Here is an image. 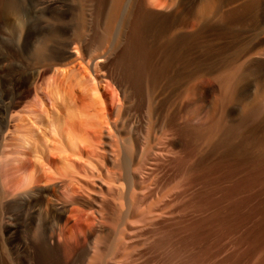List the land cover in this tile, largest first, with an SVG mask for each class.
<instances>
[{"label":"bare ground","instance_id":"1","mask_svg":"<svg viewBox=\"0 0 264 264\" xmlns=\"http://www.w3.org/2000/svg\"><path fill=\"white\" fill-rule=\"evenodd\" d=\"M131 1L113 0L106 13L99 12L96 14V18L93 19L91 8H76L62 0H20L17 8L8 9L7 7V10L5 9L8 22L9 19L11 22L16 17L18 24L14 20L15 25L13 24V26L17 27L18 25L21 31L19 45L16 50L15 47L13 48L14 51L18 49L25 50L26 46L28 48L27 43L30 38L39 29L43 31L42 28L46 25L44 22L45 17L61 20L57 23V31L62 37L61 41L57 46H53V44L51 47L45 48L43 58L41 57L32 66L27 67V65L25 68H23V64V67L16 64L0 66L1 144L2 141L6 142L7 139L12 141V138L14 141L18 139L21 142L19 149L18 145L16 146L19 142L10 144L9 140L7 141L8 144H13L20 150V163L19 166L16 165L17 167H15L18 171L11 167L13 173L17 171L18 174L19 172L18 175L16 174L17 176H14L18 178L20 175V178L14 186H10L13 187L12 190L9 187L6 188V183L2 184L0 181V205L1 208L4 206L2 210H5L6 202L12 199L19 201L21 204L36 197L46 198L44 206L29 211L30 222L26 227L24 226L25 241L33 244L34 263H37L36 256L38 255V257L41 256L44 264L52 261H57L59 264H128L126 262L131 259V253L137 246V241H140L143 230L165 216L164 198L167 194L174 191V196L176 195L178 200L181 194L179 191L181 189L183 191V188H181L183 175L181 174V178L178 175L180 171L176 170L178 173H175V175L178 176L176 175L173 184L169 188L154 190L153 180L151 182L150 179L151 170L156 161L159 157L166 156L169 151V149L167 151L165 145V143L168 144V141H164L167 140L164 136H166L165 132L167 133L168 130L163 125L162 113H156L155 110L154 114L159 115L150 117L149 114L152 108L150 104L152 103V106H154L150 100L152 96L147 94L143 98L144 100L142 99V102H139L141 105L135 106L136 108L141 106L140 110L142 112L146 110L141 120H136L132 115V109L135 108L131 106L132 99L135 96L134 84L131 86L128 84L129 82L125 84L124 94L120 100L117 95L115 97L114 88L112 89V85L107 83L101 68L122 49L125 53L123 54L124 59H121L120 64H117L123 67L126 65L129 71L138 73L140 76L143 75L147 92L150 84H156L167 73V78H169L171 68L178 75L188 67L193 68L197 64L194 52L196 34L193 32L196 16L192 13L193 16L187 24L185 23L190 33L188 34L189 37H186L180 33V23L178 24V21L172 23L167 30L163 27L162 29L157 28L154 26L155 23L153 25V21H151V18L155 15L150 13L149 9L148 12L143 11L142 6L144 5L141 6V9L138 7L139 5L136 6V1L130 4ZM144 4L148 8L152 7L155 12L157 9L167 7L166 0H144ZM135 8L138 10L137 15L133 14V12H137ZM130 10L131 13L126 21ZM71 15H80L82 18L80 23L74 24L75 27L72 26L71 21L70 23L63 22ZM133 15L136 16L131 22V33L128 37L130 41L127 39L130 44H127L125 35ZM145 17L147 19H144ZM114 26L117 28L112 39L105 33H110L111 27ZM48 29H51V27ZM52 29H55V27H52ZM143 32L151 33L150 39L148 38L147 41L142 39ZM101 34L106 36L102 37ZM13 54L18 55L19 52ZM242 66L244 67V65ZM234 74L235 71H232L221 78L222 84L227 87ZM137 77L139 76L137 75ZM181 79L183 81V78ZM132 80L130 79L131 82ZM189 81H193L192 76ZM181 83H179V86ZM131 91H133L132 96L129 94ZM191 96H194L193 93H191ZM190 110L189 116L187 115L188 111L185 114L188 119L184 121L183 126H180L179 123H177L178 125L172 123L173 126L170 128V132L176 137V139H170L172 143L169 144L171 145V153L176 155V161L175 158H170V160L172 159L171 163L173 161L177 162L178 164L176 163L175 166L177 165L180 170L179 167L182 165L180 163H186L185 166L189 167L202 162L197 160L198 164H195L194 161L195 152L198 149L196 141L202 136H204L203 140L201 139L202 142L205 141V137L212 140L214 132L218 130V124L212 120L196 125V109ZM185 111L186 109L183 112L185 113ZM250 114L252 115V113ZM173 116H177V114ZM175 120L179 121L178 119ZM220 121L222 120L219 119ZM221 126L224 127V125ZM171 133L169 134L172 135ZM220 133L222 134L221 131L219 135ZM239 135L243 136L241 133ZM180 136L189 138L187 140L190 141L192 148L190 147V152H187V154L189 153L188 158L181 157L182 155L178 154L177 149L181 148L179 147L180 140H178L181 138ZM222 137H224L223 134ZM239 138L241 137L239 136ZM216 139L220 140L215 137L214 141ZM225 139L224 145L226 146L227 140ZM242 139L244 138L242 137ZM263 139V144L260 146L261 150L264 148ZM221 141H223V138ZM8 144L5 146L7 147ZM238 144L241 143L238 142ZM230 145L231 148L226 147L223 153H228L231 149L230 155L238 160L236 166L247 167L252 162V167L264 166V150L258 152L257 156L253 155L256 158L250 157L253 159L251 161L248 157L250 151L245 149L246 145H243L244 148L241 147L242 145L241 148H236L235 144L230 143ZM179 152H184L185 155L186 150ZM2 154L4 155L3 152ZM2 154L1 157H4ZM196 156H199V154ZM184 158L188 160L183 161ZM223 159L226 162L225 157ZM19 161L16 160V162ZM190 168L192 169V167ZM190 171L188 173L191 174ZM199 171H195V173L199 175ZM9 172L12 173L11 170ZM204 172L199 176L206 174L205 169ZM195 173L192 172L191 176L199 177L195 176ZM188 176L186 177L190 179L191 177ZM15 177L10 178V181ZM190 180L189 182H191ZM218 189L220 190V187ZM224 189L221 191H229L227 188ZM227 195L224 193V196ZM224 198L228 199V196ZM44 210L47 211L46 216L42 215ZM166 232H169V230ZM174 235L176 236L175 233ZM164 237H162L163 240ZM172 238H174L173 234ZM179 242L177 243L179 244ZM139 243L138 246H141ZM156 245L158 246V244ZM178 248L180 249V247ZM6 256L8 259L6 260L7 264H25L20 260H15L16 258L12 256L11 251H8ZM176 256L178 257V255Z\"/></svg>","mask_w":264,"mask_h":264},{"label":"rangeland","instance_id":"2","mask_svg":"<svg viewBox=\"0 0 264 264\" xmlns=\"http://www.w3.org/2000/svg\"><path fill=\"white\" fill-rule=\"evenodd\" d=\"M62 1L76 8H91V11L93 12V16H91L92 19L96 18V14L99 12L106 13L110 4L113 3V0ZM141 1L142 0H132L130 4L135 2L136 6L139 5L138 7L140 8L144 5L142 8L144 9L143 11L146 10V12H148L149 9V12L155 15L151 18V21H153L152 24L155 23V25L153 24L155 27L160 29L163 27L167 30V28H170L172 23H177L178 21V24L180 23V33L186 37H189L188 34H190L186 28V24L193 14L196 16V23L193 32L196 34L194 52L197 64H195V66L191 69L189 67L186 68V70H183L181 72L182 74L180 73L179 75L177 72H173V68H171V71L169 70L171 73L169 74V78H167V73L164 75L166 78L163 76L162 79H159L160 81L153 84L154 86L150 84L148 92L147 88H145L146 81L143 75L140 76L138 73L129 71L126 68V65H124V67L119 65V62L122 61L121 59H124L123 54H125L122 49L116 55L112 56L110 58L111 61L109 60L108 63H105L101 68L107 83L112 85L115 97L117 95L118 99L123 97L125 84L128 82L130 86L134 84L133 91L135 96L132 99L133 102L131 106L135 108L132 109V115L136 120H141V117H143L146 110L142 112L140 110L141 106L139 108L137 107L138 109L135 106L141 105L140 103L142 102V99L146 97L147 94L148 96H152L150 97V100L154 104V106H152V103L150 102L152 107L149 112L150 117L153 115H159L154 114L155 110L156 113H162L163 125L166 127L165 129L168 130L167 133L165 132L166 136H164L167 140L164 141H168V144L165 143V145L167 146V151L169 149L170 152L168 151L166 156L163 155L162 157H159L156 164L152 167L150 179L151 182L153 180L152 183L154 184V190L169 188L170 185L173 184V180L177 175H175V173H178L177 171H180L178 174L180 178L181 174L183 175V178H181V188H183V191H181L182 189L180 188V197L178 196L179 198L177 200V196H174V191H170L167 194L166 198H164L165 205L163 203L165 216L159 219L158 222L156 221V223L153 222V224L148 225L151 228L147 226L146 229L143 230L144 232L142 233L140 241H137V246L131 253L132 257H130L132 260L129 259L126 263L264 264V166H251L253 163H251V161L256 158L253 155L257 156L258 152L264 150V148L262 150L260 149L261 144H263L262 139L264 138V0H166L167 7L164 9H157L156 12L152 7L148 8L147 5L144 4V0L142 2ZM19 4L20 0H0V66H5V64H16L22 67L24 65L23 68L27 65V67L32 66L33 63L39 61L41 57L43 58L45 48L51 47L53 44V46H57L62 38L57 31V23L61 20L58 18L45 17L44 22L48 26L45 25V27L42 28L43 31H40L41 29H39V31H37V33L30 38L27 43L28 48L26 46L25 50L18 49L17 51H14V49L16 50V47L19 45L21 31L18 25V28L13 26L15 23L18 24L16 17L13 18L16 22L14 20L10 22V19L8 22L6 10L7 7L8 9H15L19 6ZM138 7L136 8L138 9ZM136 8L135 10H137ZM130 13L131 10L128 12L126 21ZM134 13L137 15L138 10L137 12H133V14ZM136 15L131 17L130 26L126 31L125 42L127 44H130V39L128 37H130L131 33V22H133ZM144 19H147V17ZM55 20L58 21L56 22ZM81 20L82 18L80 15H71L63 22L67 21L70 23L71 21L72 26L75 27L76 25L74 24L80 23ZM102 20L104 19L102 18ZM47 27H51V29H48ZM52 27H55V29H52ZM111 28L110 33L106 32L105 34L113 39L117 27L114 26ZM144 32L142 39L147 41L148 38L150 39L151 33L148 32L147 34V32ZM106 35L101 34L102 37ZM55 42L57 43L55 44ZM22 51L23 53L21 54ZM14 52H19V54H13ZM119 55L122 56L120 57ZM125 61H127V59H125ZM242 65H244V67ZM233 67L238 69L236 70ZM239 68H241V70H239ZM231 70L235 71L234 77L236 78H231L228 86L226 87L222 84L220 79L227 76L228 73H231ZM238 72L239 74H237ZM137 75L139 77H137ZM237 75L239 78H237ZM180 76L183 78V81ZM191 76L193 77V81L190 82L189 79ZM174 77L178 78L174 79ZM130 79H133L132 82ZM174 80L179 81L177 82ZM139 81L140 83H138ZM179 83H181L180 86ZM139 85H143L144 88ZM133 91L129 93L131 96ZM117 92L118 94H116ZM191 93H193L194 96H191ZM192 104L193 106H191ZM189 108L196 109V114L198 116L195 118L196 125H199V123L204 124L211 122L212 120L218 124L219 131L217 130L214 132L212 139L213 143L212 140H209L207 137L204 138L206 142H202L204 136L198 138L196 141L197 143L199 141L198 144L196 143V146L198 145V149L196 148L197 153L195 152V154H199V156L195 155L196 157L194 156V161L195 164H198V161L202 162L195 166H189L192 167V169H189L187 165L185 166L186 163H180L182 164L179 167L181 168L180 170L177 165L175 166L177 162L175 163L173 161V165V163H171L172 159L170 160V158L174 159L176 156L171 153V145H169L172 143L170 139H176V137L170 132V128L173 126L172 123L176 125L179 123L180 126L184 125V121H187L189 116L188 114H190L191 111ZM185 109L186 111L184 113L183 111ZM178 111H180L179 113H182L179 114L177 113ZM186 113L188 116L185 115ZM250 113H252V115ZM176 114L177 116H173ZM174 117L179 121H176L175 119L173 120ZM219 119L222 120L220 121L221 123L219 122ZM168 124L170 125L168 126ZM221 125H224V127ZM227 128L228 130H226ZM220 131L224 137H222L221 133V136L219 135ZM223 132L228 133L224 134ZM240 133L243 136L239 135ZM229 135H231V138L227 137ZM239 136L244 139L241 140ZM180 137L178 140L181 141H179V147L181 148H178L179 150L177 149L178 154L180 156L182 155L181 157L188 158L189 153L187 154V152H190L189 148L191 147L190 141H188L189 138L186 136ZM215 137L220 140L216 139L214 141ZM222 138L223 141H221ZM224 139L227 140V143L229 142V145L227 143L226 146L224 145ZM8 140L9 139H7L6 142ZM210 141L211 143H209ZM6 142L2 141V147L0 139V152L1 150L6 149L2 151L4 155L2 152L0 153V181L2 184L6 183V186H4L6 188L9 187V189L12 190L13 187L11 188L10 186H14V184L18 181V178H20V175L18 178L14 175H16V172L18 171L15 167L19 166L18 164L20 163L19 144L21 142L18 139L14 141L13 138L12 141H8L10 144L12 142L13 144L19 142L16 144L19 149H17L16 146H13V144H8V142L7 144L9 147H6L5 145L7 144L4 145ZM238 142L241 144H238ZM230 143L232 145L235 144L236 148H241L243 145H246L245 149L250 151L248 157L253 158L249 159L251 160L250 166H236L238 160L234 159V157H232L229 153L231 150L228 149L231 148ZM226 147H228L227 149L229 151H227L229 154L223 153ZM10 148H12V150H10ZM182 150H186L185 155L184 152H179ZM255 152L257 153L255 154ZM168 153H171L172 155H169ZM1 154L4 157H1ZM224 157L226 162L223 159ZM187 158H184L183 161L188 160ZM16 160L19 162H16ZM174 160L176 161V158ZM223 161L226 164H224ZM222 163L223 165H221ZM11 167L17 171L14 170L16 172L13 173ZM199 169L203 170L199 171ZM204 169L206 174L199 176L201 173L203 174ZM10 170L12 175L9 172ZM183 170L187 173L185 174ZM194 170L196 172L199 171V175H197ZM189 171L191 174L193 172L195 173V176L199 177L196 178L192 175L194 177L193 178L191 174L188 173ZM188 174H190V176H188ZM186 176L193 179L190 180L191 178L189 179ZM12 177L15 178L10 181V178ZM189 180L191 182H189ZM217 187H220V190ZM224 188H227L229 191H224ZM222 189H224L223 191L225 195L228 194V199L224 198L227 196H224L223 191H221ZM45 199L46 198L36 197L21 204L19 201L12 199L6 202L7 205L5 204V210H2L4 209V206L1 208L0 205V264H7L6 260L8 259L6 255L8 254V251L12 252V256L16 258L15 260H20L25 264H44L42 263L43 260L41 259V256L38 257V255L36 256L38 259L37 263H34V252L32 249L33 244L25 241L26 236L24 234V226L26 227V225L30 222L28 217L29 213L34 209L44 206ZM42 213L43 216H46L47 211L44 210ZM168 230L169 232H166ZM172 234L174 238H172ZM161 236H165V242ZM177 242H179V244ZM138 243L141 246H138ZM156 244H158V246ZM175 246L180 247V249L178 247L177 249ZM170 252L173 253L174 257ZM179 252L180 254H178ZM175 254L178 255V257ZM51 263L59 264L57 261H52L48 264Z\"/></svg>","mask_w":264,"mask_h":264}]
</instances>
